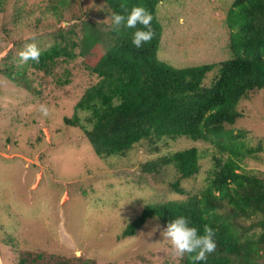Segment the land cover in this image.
I'll list each match as a JSON object with an SVG mask.
<instances>
[{"label": "rangeland", "instance_id": "1", "mask_svg": "<svg viewBox=\"0 0 264 264\" xmlns=\"http://www.w3.org/2000/svg\"><path fill=\"white\" fill-rule=\"evenodd\" d=\"M2 0L0 10V264H183L161 235L164 224L146 219L131 236L126 225L153 202L181 200L204 188L213 169V146L187 137L135 143L124 156L99 158L79 126L66 125L86 88L99 77L84 64L79 47L57 57L50 71L18 53L28 43L47 49L77 39L82 21L110 26L101 0ZM232 0H161L160 60L175 67L226 60ZM59 34L65 36L62 39ZM217 67L203 84L214 80ZM14 75L15 80L8 77ZM46 108V114L41 110ZM236 124L257 149L241 167L264 178V88L239 103ZM86 113L79 112L86 124ZM236 127V128H237ZM195 146L199 170L179 178L174 166L142 170L174 150ZM260 146V148H258ZM179 179L180 191L171 183Z\"/></svg>", "mask_w": 264, "mask_h": 264}, {"label": "trees", "instance_id": "2", "mask_svg": "<svg viewBox=\"0 0 264 264\" xmlns=\"http://www.w3.org/2000/svg\"><path fill=\"white\" fill-rule=\"evenodd\" d=\"M101 1L109 9L107 30L88 18L79 32L70 30L78 40H65L59 34L63 43L41 50L39 62L31 60L36 69L49 72L57 57L72 58L73 48L79 47L85 66L99 77L85 89L64 123L81 127L99 158L124 156L135 143L162 137H187L207 142L215 150L204 188L181 200L146 204L122 235H133L151 217L166 225L184 215L201 232L205 226L213 228L217 247L206 261L196 262L185 255L183 264H264V178L241 167L240 161L257 149L236 125L242 118L240 101L264 88V0H232L227 6L228 59L183 67L157 57L161 0ZM137 4L152 13L154 32L139 48L131 43L134 29L121 26L116 30L111 24L112 12H125ZM1 5L2 0L0 10ZM58 5L66 6L62 0L54 8ZM215 67L213 82L204 85L205 75ZM7 75L15 80L13 74ZM79 112L86 113V124ZM167 165L174 166L179 178L193 176L200 167L197 147L174 150L144 162L141 168L158 171ZM171 186L181 190L179 179Z\"/></svg>", "mask_w": 264, "mask_h": 264}, {"label": "clouds", "instance_id": "3", "mask_svg": "<svg viewBox=\"0 0 264 264\" xmlns=\"http://www.w3.org/2000/svg\"><path fill=\"white\" fill-rule=\"evenodd\" d=\"M152 20V13L142 4L133 5L130 10L125 12L111 13V24L114 29L119 30L121 26L134 29L131 43L137 48L153 38ZM138 25L142 27H137ZM18 55L21 62L29 60L39 62L41 49L34 42L28 43ZM41 110L46 114V108L41 106ZM161 235L167 239L177 256L187 255L196 262L206 261L208 254L214 252L217 247L213 228L205 226L201 232L184 215H178L168 220Z\"/></svg>", "mask_w": 264, "mask_h": 264}]
</instances>
